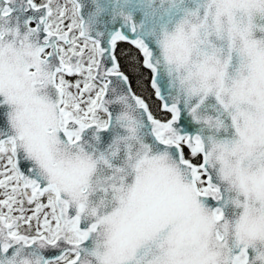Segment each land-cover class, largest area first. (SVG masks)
<instances>
[{
	"label": "clouds",
	"instance_id": "9594fccd",
	"mask_svg": "<svg viewBox=\"0 0 264 264\" xmlns=\"http://www.w3.org/2000/svg\"><path fill=\"white\" fill-rule=\"evenodd\" d=\"M81 9L87 10L82 19L90 31L113 13L133 18L139 13L138 33L154 50L159 79L192 118L220 189L214 204L198 198L202 227L194 241L177 244L174 233L187 229L191 218L164 194L188 181L171 155L153 144L132 92L110 89L108 126L84 129L70 143L48 70L43 65L36 70L31 39L21 44L25 26L13 15L0 17V134L16 138L38 172L74 207L84 205L82 222L97 227L82 244L83 260L180 264L195 254L202 264H230L243 247L249 264H264V0H81ZM102 132H110L106 143ZM138 184L145 191L129 219L151 200L158 201V215L172 219L145 227L133 246L121 243L114 251L112 218ZM215 208L223 213L219 220ZM246 224L255 227L245 229ZM46 250L0 259L36 264Z\"/></svg>",
	"mask_w": 264,
	"mask_h": 264
},
{
	"label": "snow or ice",
	"instance_id": "6c2138e0",
	"mask_svg": "<svg viewBox=\"0 0 264 264\" xmlns=\"http://www.w3.org/2000/svg\"><path fill=\"white\" fill-rule=\"evenodd\" d=\"M2 0L0 17L19 11L25 26L24 41L32 40L40 65L47 68V75L55 93L63 126V135L70 143L80 139V132L90 128H106L112 110L109 108L110 89L120 87L132 92V99L141 110L150 128L153 144L165 149L174 162L183 170L187 184L169 190L165 197L186 210L191 218L187 229L180 226L174 240L180 244L184 239L196 238L201 229L202 212L198 198H219L220 189L209 172V154L205 151L201 135L175 98L166 96L159 79L158 62L154 61V50L149 42L138 34L134 18L120 13L125 26L113 29L103 39L91 35L82 19L81 0ZM30 13V14H29ZM134 34V35H131ZM118 42L130 43L140 54L133 58L132 73L143 68L150 71V87L156 97V113L142 96L133 93L129 74L121 69L115 50ZM31 74V73H30ZM78 77L70 83L67 77ZM187 106V104L185 105ZM192 117L196 108H191ZM189 121L191 122L189 124ZM184 124V128L180 124ZM3 125V123H0ZM243 135V133H241ZM73 137L76 139L73 140ZM145 189L138 184L129 196L128 204L114 214L116 224L114 251L121 243L133 246L145 227L157 228L172 219L158 215V201H147L129 219ZM46 200V202H45ZM84 205L78 209L62 195L59 188L38 172L32 162L31 153L18 144L16 138L0 134V255L18 256L21 250H58L54 257L38 256L36 264H86L82 247L96 224L82 222ZM217 220L223 213L220 208L212 210ZM245 229L254 225H245ZM219 238V237H218ZM0 264H14L13 260L0 259ZM26 264V262H25ZM180 264H202L189 256ZM230 264H249L246 248H240Z\"/></svg>",
	"mask_w": 264,
	"mask_h": 264
},
{
	"label": "trees",
	"instance_id": "16d2710c",
	"mask_svg": "<svg viewBox=\"0 0 264 264\" xmlns=\"http://www.w3.org/2000/svg\"><path fill=\"white\" fill-rule=\"evenodd\" d=\"M115 54L119 64L121 65V69L130 76L131 88L133 92L142 96V98H145L146 101L151 105L153 112L156 113V104L158 101L152 94V89L150 87V71L140 68L135 74H133L130 67L133 58L139 60L140 54L134 47L123 42H118Z\"/></svg>",
	"mask_w": 264,
	"mask_h": 264
},
{
	"label": "water",
	"instance_id": "95a60500",
	"mask_svg": "<svg viewBox=\"0 0 264 264\" xmlns=\"http://www.w3.org/2000/svg\"><path fill=\"white\" fill-rule=\"evenodd\" d=\"M0 3H2V0H0ZM19 3H20V0H17V4L16 5H13V7L14 8L18 7ZM99 11H103V9H99ZM86 12H87V10H85V12L82 13V15H85ZM12 15L15 16V17H19L21 20H23V18H24L23 16H21V14H20L19 11H14L12 13ZM140 20H141V17L139 15V13H137L136 16L134 17V21L138 25L139 22H140ZM104 21H105L104 24L102 26H99L97 30L91 31V35H93L94 37H99V38L103 39L104 37L110 35L112 33V31H113L114 28L116 30H121L119 26H125L122 17L121 16H117L114 13L111 16H105L104 17ZM131 35H134V34H131L130 33V36ZM125 43H127V42H125ZM127 44L131 45L130 43H127ZM161 86H162V89H163L165 95L167 96V84H166V81H161ZM184 119L185 120H188V117H187V114L186 113L184 114ZM0 123H3V119L2 118H0ZM190 123L191 122L189 121V124ZM180 127L183 129L184 128V124L181 123L180 124ZM192 127H195V126H192ZM101 135H102L103 140H104L105 143L110 138V132H102ZM209 203L214 204L215 202H214V200L209 199ZM57 251L58 250H55V249L46 250L45 251V255L50 256V257H54V254Z\"/></svg>",
	"mask_w": 264,
	"mask_h": 264
},
{
	"label": "flooded vegetation",
	"instance_id": "af4514ba",
	"mask_svg": "<svg viewBox=\"0 0 264 264\" xmlns=\"http://www.w3.org/2000/svg\"><path fill=\"white\" fill-rule=\"evenodd\" d=\"M75 78H77V77H75V76L67 77V79H68L69 81H73Z\"/></svg>",
	"mask_w": 264,
	"mask_h": 264
},
{
	"label": "rangeland",
	"instance_id": "374dc122",
	"mask_svg": "<svg viewBox=\"0 0 264 264\" xmlns=\"http://www.w3.org/2000/svg\"><path fill=\"white\" fill-rule=\"evenodd\" d=\"M78 78V77H77ZM77 78H75L73 81H69L70 83H75V81H76V79ZM45 202H46V200H45Z\"/></svg>",
	"mask_w": 264,
	"mask_h": 264
}]
</instances>
